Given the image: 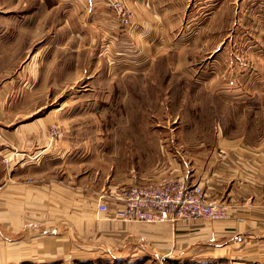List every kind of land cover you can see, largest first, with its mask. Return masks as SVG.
Masks as SVG:
<instances>
[{
	"label": "rangeland",
	"instance_id": "rangeland-1",
	"mask_svg": "<svg viewBox=\"0 0 264 264\" xmlns=\"http://www.w3.org/2000/svg\"><path fill=\"white\" fill-rule=\"evenodd\" d=\"M122 2L128 25L104 0H0V82L11 86L4 113L25 121L61 111L48 128L60 124L82 150L72 174L93 186L141 184L164 172L167 153L190 167L227 122L232 136L263 138L264 0H157L133 27V5ZM145 247L131 256L74 251L70 263L176 258Z\"/></svg>",
	"mask_w": 264,
	"mask_h": 264
},
{
	"label": "crops",
	"instance_id": "crops-1",
	"mask_svg": "<svg viewBox=\"0 0 264 264\" xmlns=\"http://www.w3.org/2000/svg\"><path fill=\"white\" fill-rule=\"evenodd\" d=\"M128 1L135 11L133 27L140 22L139 12L157 0ZM216 11L208 10L206 18L215 17ZM143 26L154 28L148 20ZM9 87L0 82V264H71L74 251L81 257L91 250L131 256L142 253L143 245L155 252L171 250L167 254L176 257L172 264L264 261V135L249 143L247 132L229 134L227 122L215 131L211 147L201 142L193 151L190 167L167 153L164 172L141 182L174 175L187 184L199 183L211 197L227 203L226 218L122 221L97 209L101 194L110 207L119 206L120 201L106 194L120 184L93 186L84 173L75 178L72 172L81 170L74 167L83 164L82 150L74 148L67 134L48 142V126L61 122V111L19 121L3 111Z\"/></svg>",
	"mask_w": 264,
	"mask_h": 264
},
{
	"label": "built area",
	"instance_id": "built-area-1",
	"mask_svg": "<svg viewBox=\"0 0 264 264\" xmlns=\"http://www.w3.org/2000/svg\"><path fill=\"white\" fill-rule=\"evenodd\" d=\"M118 16L122 24L128 25L132 13L122 0H104ZM65 129L60 124H52L47 130L50 143H56L63 137ZM99 196V211H107L122 221H170L224 219L228 216L225 201L211 197L199 183L187 184L182 176L167 175L145 184H128L106 194L120 201L119 206L110 207ZM251 264H264L256 260Z\"/></svg>",
	"mask_w": 264,
	"mask_h": 264
}]
</instances>
